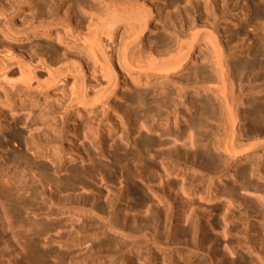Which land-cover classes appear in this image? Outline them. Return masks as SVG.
Wrapping results in <instances>:
<instances>
[{
  "label": "bare ground",
  "instance_id": "6f19581e",
  "mask_svg": "<svg viewBox=\"0 0 264 264\" xmlns=\"http://www.w3.org/2000/svg\"><path fill=\"white\" fill-rule=\"evenodd\" d=\"M239 1L242 2V15L238 20L233 19L236 28L223 37L218 26L234 15L233 0H161L165 3L164 10L180 9L182 2L189 3V7L178 9L180 18L170 11L162 16L152 1L99 0L92 11L95 17L89 22L93 28L83 40L87 48L105 57L108 93L115 95L122 74L106 53L102 36L109 40L120 22L126 25L130 41L120 54L119 67L143 72L145 83L150 78L163 80L152 85L148 92L122 93L127 94L123 102L126 120L120 127L119 141L109 143L104 137L103 145L102 134L98 137L99 132L92 129L88 120L73 121L66 131L56 124L46 123L27 141L31 155L13 152L7 162L0 164V264H161L159 260L163 263L168 259L159 246L162 238L150 233L151 243L156 247H152L153 250L146 248L149 239L135 240V237L147 229L151 221L159 220L162 211L165 218L171 219L176 198L182 202V209L191 205L190 195L203 194L204 198L212 195L219 200L221 190L228 195V205L224 209V204L218 201L213 208L216 211L224 209V220L230 223L226 230L231 233L230 244L244 247L256 256L254 261L252 257L240 255L236 263L264 264V199L256 201L257 204L245 198L239 201L235 190L227 184L212 191L201 189L200 178L185 175V169L189 168L209 176L211 183L227 174L242 185L247 184V173L258 174L264 179L261 170L264 161V75L258 77H261L260 82L254 87L246 89L242 83L247 78L255 82L259 71H264V0L262 3ZM41 26L44 22L31 23L28 31ZM153 27L164 34L157 36V44L136 52L141 37ZM233 41L236 50L228 52L226 46ZM244 42L248 43L246 47ZM80 56L71 59L84 75ZM41 61L40 67L50 71L45 61ZM21 64L26 74L24 83L29 89L35 78L32 68L35 63L25 58ZM51 81L54 86L60 82ZM170 85H175L176 90L170 91ZM189 90L197 96L188 97ZM149 92L156 95L151 100H148ZM251 93L253 96L246 98ZM77 95L81 104L89 109L98 104V99L93 100L92 95L86 94L84 86L79 88ZM30 98L32 102L34 97ZM183 104L186 105L185 113L181 109ZM245 105L248 107L241 109ZM172 114L175 117L171 122ZM137 122L141 124L136 125ZM98 125L99 122L96 128ZM143 128L156 133L148 134ZM115 129L117 125L113 124L106 134ZM83 132L90 137L94 148L99 147L97 152L86 151L85 147L75 144ZM211 137H215L213 142ZM105 147L108 161L102 159ZM213 149L221 150L223 155L213 154ZM242 158L252 160L248 167L233 165ZM198 160L203 167L196 163ZM116 173L124 181L122 186L104 188L101 181L113 184ZM171 174L180 180L171 178ZM138 179L152 185L149 189L152 197L137 183ZM258 189L264 193V186ZM169 190L175 194L171 195ZM243 202L244 209L240 210ZM41 214H46L47 219L39 217ZM195 216L190 211L185 217L175 219L172 226L179 231L173 236L172 244L183 243L181 239L190 230L194 232L199 228L200 221ZM184 222L185 227H180ZM212 224L218 226L219 222L213 219ZM259 228L263 232L261 235ZM110 233L121 236H109ZM236 235L241 238L237 239ZM42 240L46 247L41 245ZM215 241L213 237L202 240L210 245ZM86 242L89 244L82 251ZM52 244L56 247H51ZM199 249L195 242L192 247L185 246V251H179L182 264H207L189 258L190 252ZM214 260L225 264L224 253L214 250L210 264H215ZM167 264H175V259L169 258Z\"/></svg>",
  "mask_w": 264,
  "mask_h": 264
},
{
  "label": "rangeland",
  "instance_id": "374dc122",
  "mask_svg": "<svg viewBox=\"0 0 264 264\" xmlns=\"http://www.w3.org/2000/svg\"><path fill=\"white\" fill-rule=\"evenodd\" d=\"M146 1H152L155 6H157V9L162 12V16H165L166 13L170 11L172 14H176L178 18L181 17L178 16L179 8L164 10L162 6L165 3L161 2V0ZM261 1L262 0H257V2L262 3ZM233 3L236 5L234 15L232 18L228 16L223 24L218 26L221 32L220 34L223 37H225L224 35H230L236 28V20L233 21V19L238 20L242 15V2L233 0ZM98 4L99 0H45L43 3H40V0H0V148L2 150L0 152V164L7 162L13 152H25L31 155V150L28 149L27 141L32 134L39 132L46 123L52 125L56 124L58 127H63V130L66 131L73 121L84 122L88 120L92 125V129L99 132L98 137L102 134L103 145L104 137L109 143L113 140L119 141L122 134L120 127L123 126V122L126 120L123 102L126 101L127 94L123 95L122 93L126 91L132 94L137 90L148 92V89H150L152 85H157L162 82L163 78H150L145 83L143 72L139 70L128 71L122 65L119 67L121 61L120 54L130 41L126 25L120 22L109 40H107L104 35L102 36L103 43L106 45V53L112 58V63L117 71L122 74V77L119 79L120 85L117 86L115 95H111V92L108 93L110 86L106 75L108 69L106 67L105 57L102 53L100 54L99 51L87 48L83 40V36L93 28V25H90L89 22L92 17H95L92 11ZM188 4L182 2L180 4V9L184 6L189 7ZM189 12L192 14L190 10ZM185 16L184 18L187 20L188 16ZM161 20L162 19L157 22V25L161 23ZM39 21L44 22V26L37 27L35 31H28L31 23L35 25ZM49 21H52V23L46 24ZM154 24L155 20L152 22L153 26ZM26 33H28V35H26ZM163 34L164 33L158 28L153 27L150 33L145 37H141V42L136 52L143 51L144 48L152 47L154 44H157V36H162ZM233 45H236L235 41L230 42L229 46H226L228 52L229 50H236L233 48ZM247 45L248 43L244 42V46L246 47ZM77 55H81L84 75L79 73L76 63L74 64V61L71 59ZM242 55L243 57L246 56V50L242 52ZM25 58L33 62V64L35 63L32 67L35 78L31 80L29 89L26 88L24 83L26 74L21 64L22 60ZM40 59L43 60V62L45 61L50 71L44 67H40V63H42ZM232 60H235V58H232ZM261 71L256 75L255 82H249V78L242 82L246 89L248 86L254 87L260 82L261 77H258L264 75V71ZM55 75H58V77L56 78ZM52 78L60 80V82L54 86L51 80L54 81L55 79ZM127 84L129 87H127ZM82 86L86 88V94L89 96L92 95L93 100L98 99V104L92 109L87 108L79 101L77 92ZM169 90L175 91V85H170ZM47 92L51 93L50 96H47ZM253 94L254 93H251L246 98H250ZM154 96L156 95H152V93L149 92L148 100H151ZM190 96L195 98L197 95L193 90H189L188 97ZM21 97H25V99ZM30 97H34L32 102ZM181 107L183 113H185V111H187L185 110L186 105L183 104ZM247 107L248 106L245 105L241 109ZM174 117L175 115L172 114L171 122ZM98 122L100 125L96 128ZM129 122H131V120H129L128 123ZM113 124L117 125V129L106 134L107 128L111 129ZM140 124V122H137L136 125ZM126 126L130 127L129 124H126ZM143 132H147L151 135L156 133L155 130L147 131L146 129H144ZM64 136L65 135L62 137L64 138ZM214 140L215 137H211V142ZM75 144L80 148L85 147L86 151L91 150L97 152L99 150V147H93L92 142H90V137H87L84 132L79 136ZM63 146H67L64 140ZM209 147L210 145L208 148ZM181 148L183 149L185 147ZM105 149L106 147L103 148L102 159L108 161L109 153ZM214 151L213 149L211 152L213 154L218 153L219 155L223 153L221 150ZM222 155L223 154H221V156ZM251 161H249L248 158H242L232 164H236L238 167H248ZM155 162L158 163V159H155ZM196 163L203 167L201 160H198ZM261 170L264 172V161ZM185 175L187 177L193 176L200 178L201 182L199 185L201 189L212 191L215 188L222 189L224 185L227 184L235 190V197L239 201L245 198L248 202L251 201L257 204L259 199H264V193L258 189L264 186V179L259 178L258 174L253 175L247 173L246 185H242L240 182H234L229 174L223 176L221 179H215L213 183L210 182L209 176H204L199 172H193L189 168L185 169ZM170 177L180 180V178L174 174H171ZM136 181L139 185L143 186L146 194L152 197L150 196L149 190L152 188V185L149 182H143L139 179ZM101 183H103L102 186L104 188L109 186L119 188L124 181L119 173H116L113 184L109 182L104 184L103 181H101ZM167 190L166 194L168 193ZM169 192L170 194L173 193L171 195L175 194L171 190H169ZM219 195V200L213 199L212 195L211 198H204L203 194L201 196V194L198 193L190 195L188 199L191 200V205L182 209H180L182 202L176 198L177 200L174 204L175 208L173 209L171 219L165 218V212L162 211L160 219L151 221L148 228L143 229L142 232L135 237V240L149 239L146 248H156L151 243L150 233H154L156 237L160 236L159 238L162 239L159 246H162V253L166 254L168 259H172L173 257L175 259V264H182L183 262V257L178 256L177 253L179 251H185V246L192 247L195 242L199 244L200 249L197 252H194L195 249H193L194 251L189 253V258L194 261L203 260L207 264H210V255L213 254L214 250L224 253L223 263L225 264H230L231 261L237 264L236 259L240 255L252 257L255 261L256 256L253 252L249 253L244 247H239L236 244L232 246L230 244L231 233L226 231L230 223L224 220V209L228 205V195L222 192V190ZM218 201L224 204V209H221V211H216L213 208ZM242 206H244V202L243 205L240 206V210L244 209ZM147 207H149V205L146 206V208ZM229 207L232 208L231 205ZM190 211H193L194 215H196L195 217L199 219V228L194 232L190 230L188 235L184 239H181L183 243L177 245L172 244L173 236L179 231V229L175 231L174 226H172L175 219L185 217ZM130 215H132V213ZM53 216L54 215L50 214V217ZM39 217L47 219L46 214H41ZM213 219L219 222L218 226L212 224ZM185 225L186 222L181 224L180 227H185ZM249 225L252 226V224ZM203 228L205 229L204 231L202 230ZM259 230H261V228H259L258 231ZM261 232L262 231H259V235H261ZM110 234L108 235L121 236L118 233ZM166 237H168V244L165 243ZM210 237L216 238V241L212 242V245L202 242L204 238ZM236 237L240 239L241 235H236ZM43 242L42 240L41 245H45ZM88 244L89 242L83 244L82 251H84ZM51 247H56V245L52 244ZM138 253H140V249ZM126 256L127 254L125 257ZM168 259L163 263L159 260V263L167 264ZM136 261L138 262V260ZM152 262H154L153 259ZM213 262L218 264L217 260ZM134 264H136V262Z\"/></svg>",
  "mask_w": 264,
  "mask_h": 264
}]
</instances>
